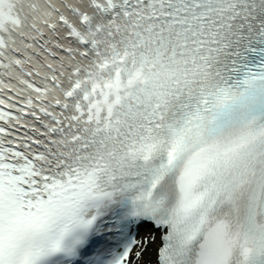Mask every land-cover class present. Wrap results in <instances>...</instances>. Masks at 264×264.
I'll list each match as a JSON object with an SVG mask.
<instances>
[{"label":"snow or ice","instance_id":"6c2138e0","mask_svg":"<svg viewBox=\"0 0 264 264\" xmlns=\"http://www.w3.org/2000/svg\"><path fill=\"white\" fill-rule=\"evenodd\" d=\"M0 264H264V0H0Z\"/></svg>","mask_w":264,"mask_h":264}]
</instances>
